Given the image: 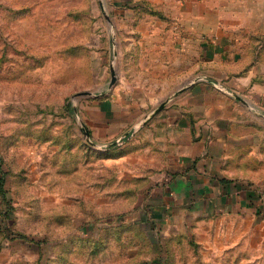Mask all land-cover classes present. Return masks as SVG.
Masks as SVG:
<instances>
[{
	"label": "rangeland",
	"instance_id": "1",
	"mask_svg": "<svg viewBox=\"0 0 264 264\" xmlns=\"http://www.w3.org/2000/svg\"><path fill=\"white\" fill-rule=\"evenodd\" d=\"M175 10L159 0H0V264H264V212L165 198L175 159L150 140L166 125L162 110L149 117L195 76L201 99L231 92L209 77L208 21L200 43L185 39L184 66L199 47L194 77L183 70L184 86L163 87L181 75L167 61ZM98 122L105 137H88Z\"/></svg>",
	"mask_w": 264,
	"mask_h": 264
},
{
	"label": "crops",
	"instance_id": "2",
	"mask_svg": "<svg viewBox=\"0 0 264 264\" xmlns=\"http://www.w3.org/2000/svg\"><path fill=\"white\" fill-rule=\"evenodd\" d=\"M159 1L176 7L170 18L180 27L167 31L165 37L170 62L167 63L177 59L176 70H181V75L162 82L163 87L184 86L183 70L194 77L199 68V63L195 66L200 58L199 47L197 57L193 55L192 61L184 66L185 39L196 38L200 43L202 34L198 27L208 21L213 24L204 39H208L211 72L216 75H209L210 80L223 79L231 89L229 94L216 91L213 100L201 99V87L195 76L149 117L162 110L156 121L166 125L154 136L150 135L153 136L150 140H158L163 153H168L170 146L175 159L174 169L166 174L170 176L165 198L193 211L261 214L264 212V0ZM183 23L197 27L185 30ZM176 97L180 103H172L171 99ZM108 123L98 122L88 130L93 136L98 132L96 136L105 137L100 133ZM167 207L169 210L171 205Z\"/></svg>",
	"mask_w": 264,
	"mask_h": 264
},
{
	"label": "water",
	"instance_id": "3",
	"mask_svg": "<svg viewBox=\"0 0 264 264\" xmlns=\"http://www.w3.org/2000/svg\"><path fill=\"white\" fill-rule=\"evenodd\" d=\"M116 80H117V75H116L115 71H113V73H112V81H111V84H114V82H115ZM162 106H163V105H161V106L157 109V111L160 110V108H162ZM85 132H86L87 136L90 134L89 130L86 129V128H85ZM88 137H89V136H88Z\"/></svg>",
	"mask_w": 264,
	"mask_h": 264
},
{
	"label": "trees",
	"instance_id": "4",
	"mask_svg": "<svg viewBox=\"0 0 264 264\" xmlns=\"http://www.w3.org/2000/svg\"><path fill=\"white\" fill-rule=\"evenodd\" d=\"M251 197H252V196H251ZM251 197H250V198H251Z\"/></svg>",
	"mask_w": 264,
	"mask_h": 264
}]
</instances>
